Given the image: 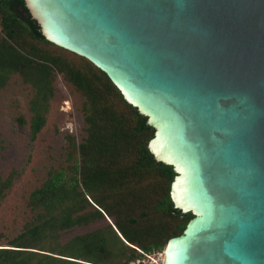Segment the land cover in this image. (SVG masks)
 Here are the masks:
<instances>
[{"label": "water", "instance_id": "obj_1", "mask_svg": "<svg viewBox=\"0 0 264 264\" xmlns=\"http://www.w3.org/2000/svg\"><path fill=\"white\" fill-rule=\"evenodd\" d=\"M24 1L155 129L148 149L194 215L162 264H264V0Z\"/></svg>", "mask_w": 264, "mask_h": 264}, {"label": "trees", "instance_id": "obj_2", "mask_svg": "<svg viewBox=\"0 0 264 264\" xmlns=\"http://www.w3.org/2000/svg\"><path fill=\"white\" fill-rule=\"evenodd\" d=\"M1 26L3 37L0 40V77L3 74L19 73L38 88V98H45L52 92L54 71L65 74L79 92L86 98L85 121L88 125V137L80 145V162H76L70 175L61 170L48 179L43 186L31 194L30 205L40 211L27 231L18 238L19 248H32L36 241L53 234L62 233L77 225H86L98 217L110 222V239L126 248L127 244L140 245L145 252L153 249L165 250L171 238L184 233L188 223L194 217L192 213H183L174 207L171 199V185L176 176L174 168L158 162L148 149L155 129L148 124L147 116L130 104L108 75L87 58L59 47L43 36L40 26L29 13L24 0H0ZM48 43L86 60L90 69L72 67L67 62L50 52L36 48L34 43ZM31 130L35 137L42 129L45 119L36 112ZM155 174L166 184L165 197L153 205L151 211L161 212L172 221L182 220L168 234L167 224L157 226L149 235L152 242L147 243L144 234L130 226L138 224L131 219L128 226L122 224L121 216L129 209L119 197V193L145 176ZM11 180L0 178V200L11 186ZM163 192V189H159ZM87 196H93L100 208L94 214L83 213L92 205ZM96 196V197H95ZM142 218L148 219L149 212H142ZM94 241L93 236L87 237ZM72 253L79 260L103 264L87 249ZM23 252L24 255H20ZM5 254L7 263L31 264L35 252L0 249ZM17 253L19 255H9ZM140 253L132 250L123 264H131ZM73 258V257H72ZM76 264L74 261H70ZM101 262V263H98ZM43 264V263H40ZM45 264V263H44Z\"/></svg>", "mask_w": 264, "mask_h": 264}, {"label": "rangeland", "instance_id": "obj_3", "mask_svg": "<svg viewBox=\"0 0 264 264\" xmlns=\"http://www.w3.org/2000/svg\"><path fill=\"white\" fill-rule=\"evenodd\" d=\"M1 20L0 13V40L3 37ZM32 46L61 57L72 67L90 69L86 60L51 44L36 42ZM37 93L38 88L19 73L0 77V178L12 182L0 200V249L35 252L31 264H76L70 261L93 264L71 254L86 251L89 245L95 243V247L87 249L91 255L103 260V264H123L132 250L140 253L144 249L130 243L124 248L111 241L109 225L115 221L114 217H109L110 221L106 217H98L86 225L74 226L58 235L36 241L32 248L16 247L20 246L17 245L18 238L24 235L28 225L40 213L30 205L31 194L61 170L70 175L75 163L80 162V145L88 137L86 98L66 79L65 74L54 71L52 92L47 97L38 98ZM36 112L44 117L45 123L34 137L31 125ZM161 188L163 192L159 191ZM165 188L164 181L151 174L134 182L129 187L130 191L119 193L129 209L127 215L121 216L120 222L128 226L131 219H137L138 224L130 228L141 231L147 243L152 242L149 235L157 226L167 224L168 237L182 220L172 221L161 212L151 214L155 202L165 197ZM87 198L92 205L83 213L94 214L95 209L100 207L93 196ZM142 212H149V218H142ZM89 236H93L95 242L87 238ZM20 255L24 253L20 252ZM0 257L2 262H9L4 253H0Z\"/></svg>", "mask_w": 264, "mask_h": 264}, {"label": "built area", "instance_id": "obj_4", "mask_svg": "<svg viewBox=\"0 0 264 264\" xmlns=\"http://www.w3.org/2000/svg\"><path fill=\"white\" fill-rule=\"evenodd\" d=\"M140 254V257H138L131 264H162L165 256V251L144 252L140 250Z\"/></svg>", "mask_w": 264, "mask_h": 264}, {"label": "bare ground", "instance_id": "obj_5", "mask_svg": "<svg viewBox=\"0 0 264 264\" xmlns=\"http://www.w3.org/2000/svg\"><path fill=\"white\" fill-rule=\"evenodd\" d=\"M166 250H167V246H166V249H165V253H166Z\"/></svg>", "mask_w": 264, "mask_h": 264}]
</instances>
